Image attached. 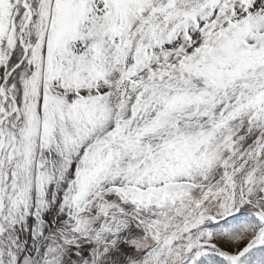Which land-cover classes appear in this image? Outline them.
Listing matches in <instances>:
<instances>
[{"label":"snow or ice","instance_id":"6c2138e0","mask_svg":"<svg viewBox=\"0 0 264 264\" xmlns=\"http://www.w3.org/2000/svg\"><path fill=\"white\" fill-rule=\"evenodd\" d=\"M0 264H264V0H0Z\"/></svg>","mask_w":264,"mask_h":264}]
</instances>
